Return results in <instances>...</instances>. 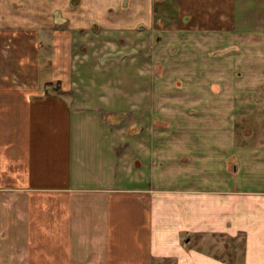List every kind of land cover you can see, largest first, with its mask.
Segmentation results:
<instances>
[{"label": "crops", "instance_id": "crops-1", "mask_svg": "<svg viewBox=\"0 0 264 264\" xmlns=\"http://www.w3.org/2000/svg\"><path fill=\"white\" fill-rule=\"evenodd\" d=\"M236 3L0 0V264H264V27Z\"/></svg>", "mask_w": 264, "mask_h": 264}, {"label": "rangeland", "instance_id": "rangeland-1", "mask_svg": "<svg viewBox=\"0 0 264 264\" xmlns=\"http://www.w3.org/2000/svg\"><path fill=\"white\" fill-rule=\"evenodd\" d=\"M236 2L238 3H236V7L239 9L240 15L242 13L244 17V19H240L239 22L243 27H264V0H259L258 2L255 0H243L242 4L239 0H236ZM70 6H72V4ZM243 9H245L244 13L242 12ZM230 49L232 48L228 47V50Z\"/></svg>", "mask_w": 264, "mask_h": 264}]
</instances>
